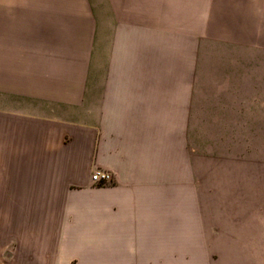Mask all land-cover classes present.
<instances>
[{
  "label": "crops",
  "instance_id": "1",
  "mask_svg": "<svg viewBox=\"0 0 264 264\" xmlns=\"http://www.w3.org/2000/svg\"><path fill=\"white\" fill-rule=\"evenodd\" d=\"M25 7L28 21L76 24L48 38H105L107 54L158 53L145 50L147 40L186 39L195 47L264 40V0H26ZM58 70L55 85L49 75L31 76L27 95L38 105L13 126V249L0 264H151L161 262L163 247L192 245L193 192L179 223L177 139L159 120V97L172 94L162 73L168 69L115 64L88 99L81 69ZM49 101L63 108H45ZM96 170L109 172L111 182L95 184Z\"/></svg>",
  "mask_w": 264,
  "mask_h": 264
},
{
  "label": "rangeland",
  "instance_id": "2",
  "mask_svg": "<svg viewBox=\"0 0 264 264\" xmlns=\"http://www.w3.org/2000/svg\"><path fill=\"white\" fill-rule=\"evenodd\" d=\"M25 5L0 0V257L13 249V126L38 105L27 95L31 76L49 75L47 84L55 85L58 69L75 75L81 69L88 99L90 86L112 78L115 64L140 63L160 64L172 79L170 98L159 97V120L177 139L179 223L186 193L193 192L195 217L193 244L163 247L161 262L151 264H264V40L252 46L206 40L196 47L186 39L147 40L145 50L158 53L107 54L111 40L105 38L91 44L48 38L76 24L28 21ZM57 47L82 53H51ZM81 110H89L88 101Z\"/></svg>",
  "mask_w": 264,
  "mask_h": 264
},
{
  "label": "built area",
  "instance_id": "3",
  "mask_svg": "<svg viewBox=\"0 0 264 264\" xmlns=\"http://www.w3.org/2000/svg\"><path fill=\"white\" fill-rule=\"evenodd\" d=\"M111 174L107 171H102V170H96L92 175H91V180L98 185H105L109 184L111 182Z\"/></svg>",
  "mask_w": 264,
  "mask_h": 264
}]
</instances>
